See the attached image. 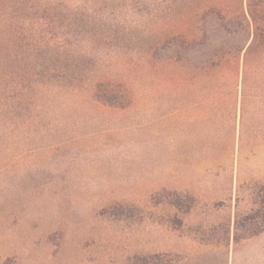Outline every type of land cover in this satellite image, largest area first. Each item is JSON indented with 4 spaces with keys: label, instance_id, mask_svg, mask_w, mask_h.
Masks as SVG:
<instances>
[{
    "label": "rangeland",
    "instance_id": "374dc122",
    "mask_svg": "<svg viewBox=\"0 0 264 264\" xmlns=\"http://www.w3.org/2000/svg\"><path fill=\"white\" fill-rule=\"evenodd\" d=\"M146 49H95L70 87L25 82L0 123V264H264V233L234 240L264 186V74L226 105ZM100 81L132 103L94 101Z\"/></svg>",
    "mask_w": 264,
    "mask_h": 264
},
{
    "label": "trees",
    "instance_id": "16d2710c",
    "mask_svg": "<svg viewBox=\"0 0 264 264\" xmlns=\"http://www.w3.org/2000/svg\"><path fill=\"white\" fill-rule=\"evenodd\" d=\"M138 44L175 66L180 80L199 79L222 103L237 104L240 86L244 96L252 76L264 74V0H0V123L15 99L21 105L25 82L33 90L73 86L94 68L93 50ZM92 99L132 103L124 87L104 81ZM234 230L236 242L264 233V186L252 209L237 212Z\"/></svg>",
    "mask_w": 264,
    "mask_h": 264
}]
</instances>
